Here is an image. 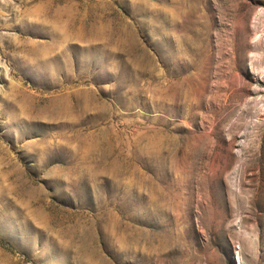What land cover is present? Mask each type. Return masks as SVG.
Listing matches in <instances>:
<instances>
[{"label":"rangeland","instance_id":"1","mask_svg":"<svg viewBox=\"0 0 264 264\" xmlns=\"http://www.w3.org/2000/svg\"><path fill=\"white\" fill-rule=\"evenodd\" d=\"M0 264H264V0H0Z\"/></svg>","mask_w":264,"mask_h":264}]
</instances>
